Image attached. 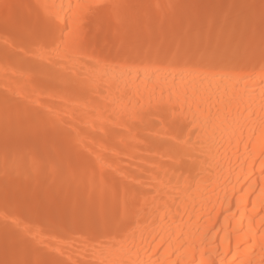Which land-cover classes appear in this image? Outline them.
<instances>
[{
	"label": "bare ground",
	"instance_id": "obj_1",
	"mask_svg": "<svg viewBox=\"0 0 264 264\" xmlns=\"http://www.w3.org/2000/svg\"><path fill=\"white\" fill-rule=\"evenodd\" d=\"M262 2L0 0V264H264Z\"/></svg>",
	"mask_w": 264,
	"mask_h": 264
},
{
	"label": "snow or ice",
	"instance_id": "obj_2",
	"mask_svg": "<svg viewBox=\"0 0 264 264\" xmlns=\"http://www.w3.org/2000/svg\"><path fill=\"white\" fill-rule=\"evenodd\" d=\"M91 7V6H88ZM171 7V6H170ZM262 13H264V2L261 4ZM85 41L89 39L87 35L84 37ZM264 61V53L261 57ZM261 79L264 81V63L261 65ZM169 103L177 105L179 107H189V102L185 99L183 102L179 98H170ZM192 105L195 106L197 110L204 107L208 101L206 100H197L193 97ZM264 119V118H262ZM213 127L215 126L212 122H209ZM247 148V146H245ZM194 151L195 146H191ZM261 156L264 157V144L261 145ZM134 187V186H133ZM107 189H102L99 185H96L93 191V198L95 200V210L92 213L87 227L92 231H99L106 234H119L127 230L129 218L136 212L139 211V199L138 198H129L125 197L123 204L121 205L119 198L117 197L115 206H111L107 203L105 198V193ZM131 191V188L129 189ZM20 209L15 207H10L7 202L2 210H0V215L3 216L5 222H9L10 217L16 214ZM35 264H48L46 261L37 260ZM195 264V261H193ZM221 264H227L226 261H222Z\"/></svg>",
	"mask_w": 264,
	"mask_h": 264
},
{
	"label": "rangeland",
	"instance_id": "obj_3",
	"mask_svg": "<svg viewBox=\"0 0 264 264\" xmlns=\"http://www.w3.org/2000/svg\"><path fill=\"white\" fill-rule=\"evenodd\" d=\"M261 4H259V6H258V8L260 9L259 11H257L256 13H254L253 14V19L255 20V22H257L258 24H263L264 23V13H262V9H261ZM247 20H243V22H246ZM260 31H261V35H262V37L264 38V28H261L260 29ZM244 36L246 37V38H249L250 39V37H251V34L248 32H246L245 34H244ZM125 70H123V72H124ZM127 74V73H126ZM213 82H217V80H214ZM221 84H222V82H221ZM220 94L222 93V92H219Z\"/></svg>",
	"mask_w": 264,
	"mask_h": 264
}]
</instances>
